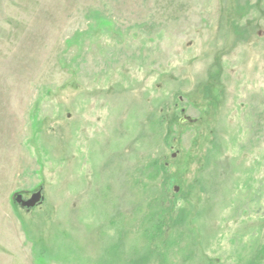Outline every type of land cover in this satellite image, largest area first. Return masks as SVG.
I'll use <instances>...</instances> for the list:
<instances>
[{"label":"rangeland","instance_id":"1","mask_svg":"<svg viewBox=\"0 0 264 264\" xmlns=\"http://www.w3.org/2000/svg\"><path fill=\"white\" fill-rule=\"evenodd\" d=\"M0 264H264V0H0Z\"/></svg>","mask_w":264,"mask_h":264},{"label":"water","instance_id":"2","mask_svg":"<svg viewBox=\"0 0 264 264\" xmlns=\"http://www.w3.org/2000/svg\"><path fill=\"white\" fill-rule=\"evenodd\" d=\"M180 122L195 123L196 119L190 118L189 116L182 113V116L180 118ZM175 190H177V188H175ZM40 201H41V191L40 190L31 194V196L28 199H23L21 195H17L15 197V202L26 210H28V209L32 208L33 206L39 204Z\"/></svg>","mask_w":264,"mask_h":264}]
</instances>
